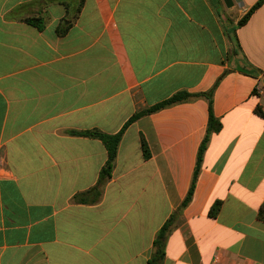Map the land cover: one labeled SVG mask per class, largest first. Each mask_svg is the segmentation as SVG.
I'll return each instance as SVG.
<instances>
[{"label": "crops", "instance_id": "0c3cea01", "mask_svg": "<svg viewBox=\"0 0 264 264\" xmlns=\"http://www.w3.org/2000/svg\"><path fill=\"white\" fill-rule=\"evenodd\" d=\"M258 1L0 0V264H147L206 135L196 95L217 82L221 128L161 264H264V2L238 26ZM179 92L125 128L99 200L76 202L107 153L70 132L116 134Z\"/></svg>", "mask_w": 264, "mask_h": 264}, {"label": "trees", "instance_id": "16d2710c", "mask_svg": "<svg viewBox=\"0 0 264 264\" xmlns=\"http://www.w3.org/2000/svg\"><path fill=\"white\" fill-rule=\"evenodd\" d=\"M53 1L57 2V3H62V2H60L61 0H53ZM263 2H264V0H259L248 11V13L238 22V26L244 25L246 23V21L248 20V18L251 16V14L256 9H258L262 5ZM26 22L29 24H32L38 28H42V26H43V23L40 19H27ZM231 38L233 39L234 42H236V40L234 39L233 36H231ZM217 83L207 93L201 94V95H196V97L201 96V97L206 98L208 101L209 119H208L206 135H205L204 140L202 141V143L199 147V150H198L196 166H195V169L193 172L190 188L187 192V195L184 198V200L182 201L179 208L174 213H172L170 215V217L164 222L162 227L157 232V234L154 238V241H153V252H152V255H151L150 259L148 260L147 264H161L162 263V260H163L164 255H165L164 250H165L166 238L169 235V233L171 232V229L173 227L174 222L176 221L177 216L179 215L181 210L184 209L189 204V202L192 198V194H193V190L195 187L198 171L200 168V162H201L202 154L205 150L206 144L208 142V138L212 133L218 132L221 128L219 121H217L213 117L212 112H211L213 92H214V89H215ZM190 97H192V95H190L186 92H179V93L175 94L174 96H172L171 98H169L168 100H166L160 104H157L154 107L145 110L144 112H141V113L134 115L133 117H131L129 119V121L125 124V126L122 128V130H120L118 133L113 134V135L104 134L98 130H90V131H83V132H74V131L70 132V134H73V135L83 136V137H88V138H93V139L99 140L102 143V145L104 146L106 153H107V159H106L105 165L100 170L97 184L92 189H90L89 191L82 193V194H78L74 198V200L76 202H79V203H89V204H94L99 200V198L101 197L102 188L104 187L106 182L111 177V172H112V169L114 166V161H115L116 155H117L118 145H119L120 140L122 138L123 132L128 125H130L132 122H134L136 119H138L141 116L153 113L155 111H158L162 108L173 105L175 103L184 102V101L188 100ZM256 114L258 116L264 118V113L260 109H256ZM141 148H142V153H143L144 157L148 158L149 157L148 148H147L145 140L143 138L141 139ZM220 205H221L220 202H216L214 204V206L211 208V210L209 212V215L211 217H216V215L219 212ZM259 216L261 219H264V206L260 209Z\"/></svg>", "mask_w": 264, "mask_h": 264}, {"label": "water", "instance_id": "95a60500", "mask_svg": "<svg viewBox=\"0 0 264 264\" xmlns=\"http://www.w3.org/2000/svg\"><path fill=\"white\" fill-rule=\"evenodd\" d=\"M225 2L226 5H230V3H232V0H223ZM236 3H239L240 0H233Z\"/></svg>", "mask_w": 264, "mask_h": 264}, {"label": "built area", "instance_id": "2783aa9c", "mask_svg": "<svg viewBox=\"0 0 264 264\" xmlns=\"http://www.w3.org/2000/svg\"><path fill=\"white\" fill-rule=\"evenodd\" d=\"M212 264H218V257H215Z\"/></svg>", "mask_w": 264, "mask_h": 264}]
</instances>
